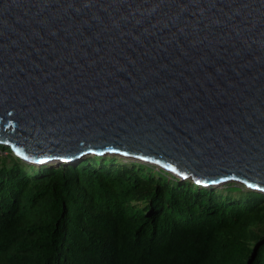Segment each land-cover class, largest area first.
Listing matches in <instances>:
<instances>
[{
  "label": "water",
  "instance_id": "95a60500",
  "mask_svg": "<svg viewBox=\"0 0 264 264\" xmlns=\"http://www.w3.org/2000/svg\"><path fill=\"white\" fill-rule=\"evenodd\" d=\"M0 144L264 193V0H0Z\"/></svg>",
  "mask_w": 264,
  "mask_h": 264
},
{
  "label": "trees",
  "instance_id": "16d2710c",
  "mask_svg": "<svg viewBox=\"0 0 264 264\" xmlns=\"http://www.w3.org/2000/svg\"><path fill=\"white\" fill-rule=\"evenodd\" d=\"M0 151V264H264V193L244 184L118 155L35 165Z\"/></svg>",
  "mask_w": 264,
  "mask_h": 264
},
{
  "label": "rangeland",
  "instance_id": "374dc122",
  "mask_svg": "<svg viewBox=\"0 0 264 264\" xmlns=\"http://www.w3.org/2000/svg\"><path fill=\"white\" fill-rule=\"evenodd\" d=\"M13 153V152H12ZM6 153L5 152H2V151H0V158H2V157H6V155H5ZM13 155H14V153H13ZM88 155H92V154H86V155H84V156H88ZM8 161H10L9 160V158H8ZM50 164H52V165H57L56 163H54V162H52V163H50ZM176 176V175H175ZM176 177H178V176H176ZM179 178V177H178ZM181 179V178H180ZM189 178H184V179H181V180H188ZM190 180V179H189ZM192 181V180H191ZM225 184V183H224ZM221 186V185H220Z\"/></svg>",
  "mask_w": 264,
  "mask_h": 264
},
{
  "label": "bare ground",
  "instance_id": "6f19581e",
  "mask_svg": "<svg viewBox=\"0 0 264 264\" xmlns=\"http://www.w3.org/2000/svg\"><path fill=\"white\" fill-rule=\"evenodd\" d=\"M101 156H105V155H101Z\"/></svg>",
  "mask_w": 264,
  "mask_h": 264
}]
</instances>
